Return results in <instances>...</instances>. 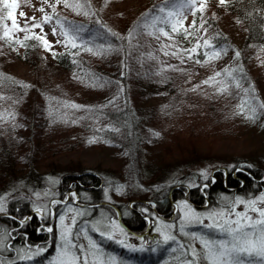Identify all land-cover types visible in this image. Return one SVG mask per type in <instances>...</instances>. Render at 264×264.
I'll return each instance as SVG.
<instances>
[{
	"label": "rangeland",
	"instance_id": "rangeland-1",
	"mask_svg": "<svg viewBox=\"0 0 264 264\" xmlns=\"http://www.w3.org/2000/svg\"><path fill=\"white\" fill-rule=\"evenodd\" d=\"M63 1L16 0L18 27L13 34L8 32L2 37L6 42L0 38V69L14 78L11 91L3 87L6 91L0 96V137L14 138L17 153H27L43 176L39 185L29 177L12 184L8 192L0 193V206L4 209L10 194L29 200L35 216L52 217L50 209L44 210L43 206L56 203L55 188L60 177L75 168L100 175L101 201L80 208L71 203V194L70 202L56 203L53 247L48 255H43L45 251L37 254V249H47L46 246L30 247L0 227V264H58L66 260L60 255L64 226L71 228L68 239L77 247L70 251L79 257L78 264H84L85 257L88 264H186L189 260L211 264L200 238L230 241L231 236L207 225L214 220L221 225L226 219L235 220L236 212H246L252 221L260 219L259 213L251 210L250 202L256 201L254 207L264 210V202L259 199L264 195V176L250 184L246 193L218 192L201 209L180 198L172 202L170 216L157 217L144 205L154 200L152 193L170 194L179 185L184 190L203 189L215 171L235 161L264 163V46L248 54L250 62L244 73L250 76L251 83L241 84L238 80L233 90L224 80L229 78L228 72L238 73L244 67L238 69L232 50L219 55L210 53L207 62L200 65L193 61L189 50L181 53L182 38L189 45L198 37L192 28L196 13L218 15L220 29L236 48H242L243 27L234 21V12L237 8L245 12L248 1L225 0L221 4L220 0H159L154 5L152 0H105L106 23L116 35H106L110 39L100 36L95 49L87 55L72 49V42L78 46V32H73V25H64L50 16L53 9L64 8ZM227 7H232L230 16ZM161 8L164 12L159 11ZM21 12L25 15L20 16ZM169 12L174 15L168 17ZM154 17L162 19L154 21ZM161 28L171 38L163 36ZM28 33L42 39L44 45L42 58L36 64L31 62L33 66L25 61L24 48L19 44ZM80 38L81 35V42ZM225 73L226 79L222 76ZM210 77L214 79L209 81ZM162 84H166L168 92L175 89L173 94L182 93L162 97L155 90ZM122 101L139 112L134 114L140 121L135 150L141 163L137 166L130 163L132 156L111 139L112 135L116 138L117 131L101 114L103 111H91ZM20 169L19 175L25 176L27 170L22 164ZM135 199L141 203L136 209L144 213L147 225L137 234L122 227L121 215L115 208L120 203L135 205ZM237 199L243 203L236 204ZM189 210L202 222L192 219ZM221 212L226 215H218ZM229 212L231 215H227ZM60 216L65 217L63 224ZM262 227L256 225L257 235ZM245 230L254 231L251 227ZM107 234L113 238L108 239ZM165 235L175 239L165 243ZM193 251L198 255L194 257ZM244 259L246 264L248 260L259 264L260 260L256 256Z\"/></svg>",
	"mask_w": 264,
	"mask_h": 264
},
{
	"label": "trees",
	"instance_id": "trees-1",
	"mask_svg": "<svg viewBox=\"0 0 264 264\" xmlns=\"http://www.w3.org/2000/svg\"><path fill=\"white\" fill-rule=\"evenodd\" d=\"M247 1L246 6L248 9L245 10V12L239 8L235 9L234 12V21L243 27V32H241L243 40L242 48H236L234 46L229 36L224 34L220 29L218 15L214 17L213 14H203L200 16L196 13L193 18L195 24L192 28L197 31L198 37L195 40L192 39L189 45L186 39L182 38L181 53L186 54L189 50L193 61L199 65L207 62V57L210 53H218L219 55L222 51L232 50L236 55V53L239 52L240 55L238 57L236 56L239 66L238 69L241 70V66L244 67V69L238 73L234 71V73L228 72L229 78L226 73L222 75L224 78H228H225L226 81L224 80V82L232 90L237 88V84L234 83L238 80L241 84L245 81H248V84L249 82L251 83L250 76L244 73V70H247V64L250 62V55L248 54L254 53L257 49L264 46V0ZM152 2L155 5L160 1L152 0ZM62 3L64 8L59 6L56 8L57 10L53 9V5L50 4L51 9H53L50 16L56 20H60L64 25L72 24V27L79 29L76 37L78 46L72 48L73 50L75 49L87 55L95 49L96 42L99 41L100 36L108 39H110L108 37L109 35L113 37L104 16L103 6L105 0H65ZM234 6L235 5L232 7ZM231 8H225L229 12V16ZM8 11L9 9H6L0 4V17H3V19H0V38L5 42V38H2L6 37L4 35V25H7L8 32L13 34L10 20L7 19ZM80 35L83 38H80L81 42L78 40ZM92 36L96 39L94 37L92 38ZM21 38L22 42L20 40L19 44H22L21 46L24 48V55L26 56L25 61L33 66L32 63L36 64V60L42 58L43 40L34 38L29 33L24 34ZM205 41H207V44H205ZM197 45H199V47H197ZM45 48L47 49V47ZM193 48H196L195 52L190 51ZM197 61L200 62L197 63ZM12 79L9 74L0 69V96L6 91L3 87L8 86L7 88L9 91H11L10 87H14ZM155 86L156 85H152V88ZM248 89L246 88L245 92L248 93ZM155 90H157L162 97H170L175 89L169 90L168 92L166 84H162L158 87L156 86ZM180 93L177 92L173 95L179 96ZM237 94L239 96V92ZM247 95L248 94L245 93V96ZM242 96L244 97V92H242ZM111 105V107L105 109L94 107L91 111L96 114L103 111L101 114H105V119H107L117 131V134H115L116 138L112 135L111 139L122 146L124 150L132 156V162L130 163L137 166L141 163V161L136 159L137 153L135 150L136 142L140 137V121L136 119L134 114H138L139 112L134 111L127 101H122L120 103L113 102ZM118 134H120V137ZM244 162H250V165H253L247 166L244 165ZM21 164L27 170L25 176L19 175L20 172H22L20 169ZM70 169H73V167ZM76 169L77 168L69 170V173L60 177L59 185L55 188L57 198L63 199L69 192H74L80 198V203L96 205L101 201L102 180L100 175L92 171ZM263 176V162L256 164L250 161V159L235 161L232 166H226L225 168L215 171L208 179L203 189L195 187L184 190V187L179 185L178 188L170 192V194L155 195L152 193L154 200L149 203L147 202L144 206L150 208L152 213L157 217L170 216L172 202L180 198L186 199L194 208L201 209L203 205L207 203L210 204L218 192L233 191V193L236 194L246 193L248 189L250 190L251 188L250 184L256 183L263 178ZM27 177L39 185L43 176L33 167L30 162V156L27 153H17V143L14 138L3 140L2 137H0V193L5 191L8 192L12 184L19 183L22 178ZM7 196L8 201L4 206V212L0 213V227L10 232L18 239H21L23 243L30 247L44 248L46 246L47 249L43 255H48L53 247V234L52 231L48 232L46 228L50 227L52 217H47L45 214H43L41 218L37 217L33 214L32 203L29 202V200L19 196H10V194H7ZM136 200L137 199L133 200L136 202L135 205L129 206L128 204L120 203L115 207L121 215L120 221L123 225L122 227L127 232L135 234L141 233L147 228L144 213L136 209V206H141V203ZM57 206L58 204L53 203L54 211L57 209ZM96 207V209H98V206ZM104 208L109 209V206L105 205ZM43 209L48 210L50 207L49 205H45ZM92 209L94 210L95 208L92 207Z\"/></svg>",
	"mask_w": 264,
	"mask_h": 264
},
{
	"label": "snow or ice",
	"instance_id": "snow-or-ice-1",
	"mask_svg": "<svg viewBox=\"0 0 264 264\" xmlns=\"http://www.w3.org/2000/svg\"><path fill=\"white\" fill-rule=\"evenodd\" d=\"M107 2V0H106ZM225 0H220V3L223 4ZM0 4H2L6 9H9L7 12V19L12 21V28L15 29L18 27L17 22H16V17H15V9L18 7L16 0H0ZM67 6V5H66ZM201 10H203V7L201 6ZM40 11H43V9H40ZM160 12H164V8L159 9ZM25 14L23 12L20 13V16H24ZM146 16L149 14H145ZM174 15L173 12L168 13V17H172ZM0 19H3V17H0ZM35 19V18H33ZM47 19V17L45 18ZM154 21L156 20H161V17H154ZM166 22V21H164ZM195 22H193V25ZM39 26V25H36ZM5 27V32L4 35H8V28L7 25H4ZM23 30V29H21ZM79 29H73V32H78ZM160 33L165 36L169 37V33L165 31L163 28L159 29ZM172 31H176V26H172ZM185 32H187V29H185ZM152 35H155V33H150ZM64 35L67 36L68 32L65 31ZM113 35H116L113 33ZM131 35V32H130ZM159 39V37H156ZM75 39V36H73V40ZM205 44H207V41H205ZM45 46L47 47V41H45ZM77 45L72 42V47H76ZM199 47V45H197ZM90 50V49H89ZM191 52H195L196 48H193L190 50ZM167 54V53H165ZM175 55L176 53H172ZM214 55H218V53H214ZM240 54L239 52L236 53V56L238 57ZM200 61H197L199 63ZM217 76L220 75V73H216ZM214 77H210L209 81L213 80ZM209 81H205L204 83H209ZM223 91V89H221ZM73 107H79L77 105H73ZM262 202H264V195H262L259 198ZM236 204L243 203V201L237 199L235 202ZM256 201H251L250 204L253 205L252 211L258 212L260 219L252 221L250 217L247 216L246 212H236L235 216L237 217L235 220L231 219H226L224 221V224H218L215 220L212 224L207 225L209 228H218L221 232H226L229 236H231V240H217V241H207L204 240L203 238H200L201 243L204 245V247L207 249V254L206 258L211 261V264H246V261L244 257H252L256 256L259 257V264H264V227L260 228L259 234L257 235L255 229L256 225H262L264 226V210L257 209L254 207ZM4 211L3 207L0 206V212ZM190 211V216L192 219H195L196 221H201V218L194 212ZM218 215L220 216H225L226 214L221 212ZM227 215H231L229 212ZM212 219L213 217H209ZM65 217L60 216V221L64 222ZM249 221L248 224L243 223V221ZM76 221L73 218L72 224L75 225ZM224 225H227L225 227ZM234 225V227H233ZM253 228L254 231H246V228ZM183 230V229H181ZM49 232L52 231L51 228L48 229ZM123 229H121V232ZM159 231V229H158ZM71 233V228H68L67 226H64V231L61 233V240L64 242V247L60 252V255L62 257H67L66 260L62 259L58 262V264H78L79 257L70 251V248H75L77 247L75 244H72L71 240L68 239L69 235ZM101 235H105L104 232H101ZM108 239H112L111 234H107ZM193 238L195 237V234H193ZM175 237L173 236H164V242L167 243L169 240H174ZM119 243H123V241H118ZM89 243L92 245V247H95L94 241L89 239ZM81 250H83V245L79 246ZM126 247H129L132 250H137L135 249L132 245H126ZM143 250V249H139ZM46 251V249H37V254ZM198 254L193 251V256H197ZM29 259L31 257H28ZM84 264H88L87 258L85 257L84 259ZM186 264H194V261L189 260L186 262ZM247 264H256V262L252 260H248Z\"/></svg>",
	"mask_w": 264,
	"mask_h": 264
},
{
	"label": "flooded vegetation",
	"instance_id": "flooded-vegetation-1",
	"mask_svg": "<svg viewBox=\"0 0 264 264\" xmlns=\"http://www.w3.org/2000/svg\"><path fill=\"white\" fill-rule=\"evenodd\" d=\"M66 196H67V194H66ZM68 200H69V202H70V197H69V199H68ZM68 200H67V201H68ZM79 200H80V198H79ZM71 203H72V204H74V205H76V204L73 202V200H72V202H71ZM76 206H77V205H76Z\"/></svg>",
	"mask_w": 264,
	"mask_h": 264
},
{
	"label": "bare ground",
	"instance_id": "bare-ground-1",
	"mask_svg": "<svg viewBox=\"0 0 264 264\" xmlns=\"http://www.w3.org/2000/svg\"><path fill=\"white\" fill-rule=\"evenodd\" d=\"M71 194H72L71 192L68 193V195H71Z\"/></svg>",
	"mask_w": 264,
	"mask_h": 264
},
{
	"label": "water",
	"instance_id": "water-1",
	"mask_svg": "<svg viewBox=\"0 0 264 264\" xmlns=\"http://www.w3.org/2000/svg\"><path fill=\"white\" fill-rule=\"evenodd\" d=\"M76 199H77V196H76ZM85 205H82V207H84Z\"/></svg>",
	"mask_w": 264,
	"mask_h": 264
}]
</instances>
